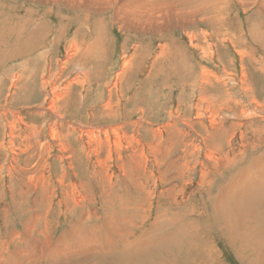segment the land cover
Wrapping results in <instances>:
<instances>
[{
  "label": "rangeland",
  "instance_id": "obj_1",
  "mask_svg": "<svg viewBox=\"0 0 264 264\" xmlns=\"http://www.w3.org/2000/svg\"><path fill=\"white\" fill-rule=\"evenodd\" d=\"M260 194L264 0H0V264H264Z\"/></svg>",
  "mask_w": 264,
  "mask_h": 264
},
{
  "label": "bare ground",
  "instance_id": "obj_2",
  "mask_svg": "<svg viewBox=\"0 0 264 264\" xmlns=\"http://www.w3.org/2000/svg\"><path fill=\"white\" fill-rule=\"evenodd\" d=\"M166 17V16H165ZM163 19V18H162ZM129 23V22H128ZM134 26V25H133ZM2 27V26H1ZM133 28V27H132ZM71 48H73V46H71ZM75 48V47H74ZM73 49H71V51H72ZM77 51V50H76ZM79 51V50H78ZM76 55V54H75ZM70 58H72V57H70ZM128 64V63H127ZM57 66V65H56ZM58 67V66H57ZM123 68L125 69V68H127V65H126V63L125 64H123ZM66 69V68H65ZM105 136H107L106 134H104ZM116 145V144H115ZM249 187H251V186H249ZM251 191V190H250ZM248 192V191H247ZM238 193V195H241L239 192H237ZM244 193H246V192H244ZM252 196H254V194H252ZM260 196H264V194H260ZM184 231H186V230H184ZM189 232H187V234H191L192 235V232L190 231V230H188ZM186 234V236H188ZM194 234V233H193ZM167 235H169V234H167ZM170 237H171V235H170ZM185 237V236H184ZM190 237V236H189ZM193 238H194V236H193ZM160 239H162V237H160ZM169 239V238H168ZM187 239H189L188 237L186 238H184V240H187ZM190 239H192V237L190 238ZM193 240V239H192ZM190 241V240H189ZM194 241V240H193ZM164 242H166V240L164 239ZM173 245H175V243H174V241H173ZM181 245V243H177L176 244V246L178 247V246H180Z\"/></svg>",
  "mask_w": 264,
  "mask_h": 264
}]
</instances>
